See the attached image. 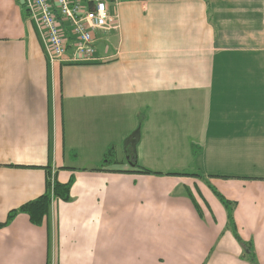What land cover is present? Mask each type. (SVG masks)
I'll return each mask as SVG.
<instances>
[{"label": "crops", "instance_id": "obj_1", "mask_svg": "<svg viewBox=\"0 0 264 264\" xmlns=\"http://www.w3.org/2000/svg\"><path fill=\"white\" fill-rule=\"evenodd\" d=\"M105 1L114 27L80 64L50 63L22 0H0V222L48 170L73 178L41 225L0 227V264H250L214 190L264 264V0ZM136 128L153 173L127 160Z\"/></svg>", "mask_w": 264, "mask_h": 264}, {"label": "built area", "instance_id": "obj_2", "mask_svg": "<svg viewBox=\"0 0 264 264\" xmlns=\"http://www.w3.org/2000/svg\"><path fill=\"white\" fill-rule=\"evenodd\" d=\"M50 63H93L94 31L113 28L105 0H22Z\"/></svg>", "mask_w": 264, "mask_h": 264}, {"label": "trees", "instance_id": "obj_3", "mask_svg": "<svg viewBox=\"0 0 264 264\" xmlns=\"http://www.w3.org/2000/svg\"><path fill=\"white\" fill-rule=\"evenodd\" d=\"M124 150L126 153L127 160L131 164V166L135 168L134 170L146 174L153 173L150 170L141 167L140 165L137 164L135 151L131 146L129 145L124 146ZM118 163L119 162L114 157V146L109 145L103 155L102 160L98 163L97 168H100L105 164L115 165ZM177 172L181 173V171H177ZM72 181L73 178H70L68 181L64 183L59 182L58 180H56V178H54L53 174H51V171L48 170L44 191L37 197L22 203L17 208L10 209L7 212L6 219L0 222V227L9 224L11 220H13L15 215L18 213L27 214L29 221L32 224L41 225L44 217L47 215L49 211L50 204L53 200H62V201L71 200L70 188ZM214 193L225 207L227 213V226L231 229L235 239L241 244L243 248V257H245L250 262V264H258L252 243L242 240L235 227L233 220V209L235 206L234 202L224 198L221 194H219L215 190Z\"/></svg>", "mask_w": 264, "mask_h": 264}, {"label": "water", "instance_id": "obj_4", "mask_svg": "<svg viewBox=\"0 0 264 264\" xmlns=\"http://www.w3.org/2000/svg\"><path fill=\"white\" fill-rule=\"evenodd\" d=\"M139 138V129L136 128L134 131H132L125 139H124V146H131L133 149H135V143Z\"/></svg>", "mask_w": 264, "mask_h": 264}]
</instances>
